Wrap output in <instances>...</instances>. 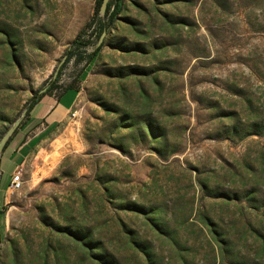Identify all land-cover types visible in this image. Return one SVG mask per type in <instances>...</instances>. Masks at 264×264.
Here are the masks:
<instances>
[{"label":"rangeland","instance_id":"rangeland-1","mask_svg":"<svg viewBox=\"0 0 264 264\" xmlns=\"http://www.w3.org/2000/svg\"><path fill=\"white\" fill-rule=\"evenodd\" d=\"M96 9L0 0V140L81 89L20 190L2 162L0 264H264V0H124L89 62Z\"/></svg>","mask_w":264,"mask_h":264},{"label":"crops","instance_id":"crops-1","mask_svg":"<svg viewBox=\"0 0 264 264\" xmlns=\"http://www.w3.org/2000/svg\"><path fill=\"white\" fill-rule=\"evenodd\" d=\"M80 92L79 86L73 84L60 95L50 93L43 96L32 107L28 123L15 134L4 150L0 163L1 170L3 171L2 162L10 163L15 170L19 163H24L45 141L54 137L69 120ZM31 128H36V131L33 135L26 136Z\"/></svg>","mask_w":264,"mask_h":264},{"label":"trees","instance_id":"trees-1","mask_svg":"<svg viewBox=\"0 0 264 264\" xmlns=\"http://www.w3.org/2000/svg\"><path fill=\"white\" fill-rule=\"evenodd\" d=\"M123 2L124 0H111L110 3H109V6H108V9H107V13H106V16L105 17H102L100 15V6H101V3H102V0H97V9H96V13H95V17H94V20L92 22H90L86 29L83 30L78 36H77V39L74 41V46L76 49L78 50H83V52H81V57L82 58H85V55L83 53H87V46L89 45H93L95 43L98 42L99 38L101 37L102 33L104 31H108L109 27H110V24L114 21L115 17L118 15V13L121 11V8H122V5H123ZM94 27V29L92 30V32L90 33V36L91 34L94 33V36L95 38L93 40L91 39H86L85 40V37L84 35L87 34V32H89L92 28ZM104 42V41H103ZM101 49V45L96 48V50L92 53H88L87 56H89V62H93L95 61L96 57L98 56L99 54V51ZM74 55V53H72L70 56ZM72 85H69L67 86L66 88L63 89V92ZM54 89V86L53 87H50L47 91L39 94L37 97H35V99H33L29 109H28V112H27V116L29 118L30 116V111L32 109V107L43 97L45 96L46 94H50L51 91ZM23 125L21 124L19 126L22 127ZM259 128V131L262 130V126H258ZM232 132H235V127L232 128ZM18 130V129H17ZM16 130V132L14 133V135L11 137V139L9 140L6 148L8 147V145L10 144L12 138L15 136V134L18 132ZM147 131H148V134L150 136H152L153 138H155L157 136V134L159 133V129L158 128H155L153 127L152 125H150L148 122H147ZM5 148V149H6ZM1 165V164H0ZM1 168V166H0ZM0 186H1V183H0ZM4 219H5V211L3 210V208L0 206V240L3 239V236H4V229H5V223H4ZM75 235L79 236L78 235V231L77 233H74ZM100 256H98L100 262H105L107 264H116L115 260L108 254L106 253H99Z\"/></svg>","mask_w":264,"mask_h":264},{"label":"water","instance_id":"water-1","mask_svg":"<svg viewBox=\"0 0 264 264\" xmlns=\"http://www.w3.org/2000/svg\"><path fill=\"white\" fill-rule=\"evenodd\" d=\"M111 0H102L101 6H100V15L102 17L106 16L107 13V9L109 6ZM107 31H104L101 35V37L99 38L97 44L92 47V49H96L98 48L104 41V38L106 36ZM27 113V110H24L23 112V116ZM22 122V118H18L15 120V122L13 123V125L6 131V133L3 135V137L0 140V163H1V157L2 154L9 142V140L11 139V137L14 135V133L16 132V130L19 128L20 124Z\"/></svg>","mask_w":264,"mask_h":264},{"label":"built area","instance_id":"built-area-1","mask_svg":"<svg viewBox=\"0 0 264 264\" xmlns=\"http://www.w3.org/2000/svg\"><path fill=\"white\" fill-rule=\"evenodd\" d=\"M23 182V169L18 166L10 177L8 188L13 191L20 190L23 186Z\"/></svg>","mask_w":264,"mask_h":264}]
</instances>
